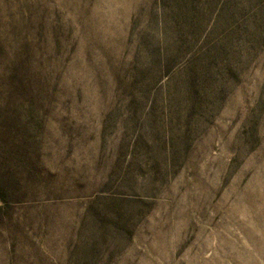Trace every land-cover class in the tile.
Instances as JSON below:
<instances>
[{
    "label": "rangeland",
    "instance_id": "1",
    "mask_svg": "<svg viewBox=\"0 0 264 264\" xmlns=\"http://www.w3.org/2000/svg\"><path fill=\"white\" fill-rule=\"evenodd\" d=\"M0 264H264V0H0Z\"/></svg>",
    "mask_w": 264,
    "mask_h": 264
}]
</instances>
